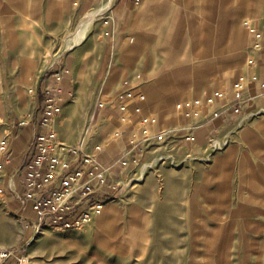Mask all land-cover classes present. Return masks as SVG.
Returning <instances> with one entry per match:
<instances>
[{"label":"rangeland","instance_id":"1","mask_svg":"<svg viewBox=\"0 0 264 264\" xmlns=\"http://www.w3.org/2000/svg\"><path fill=\"white\" fill-rule=\"evenodd\" d=\"M75 2L0 0V138L12 123L34 115L42 104L38 88L55 90L60 82L54 76L68 69L70 96L62 105L60 140L90 155L115 151L123 143L133 115L124 122L106 105L121 81L140 73L119 74L113 27L103 25L111 20L110 10L97 15L88 36L75 43L86 15L102 6L81 10ZM165 53L159 52V66L166 65ZM231 54L220 62L209 60L216 64L210 71L199 69L189 87L193 90L170 88L160 104L140 105L141 115L157 119L152 133L166 132L165 138L150 142L136 166L123 167L121 157L102 161L98 156L103 167L113 170L105 190L115 193L109 201L98 196L103 211L89 224L68 229L45 224L36 231L32 203L25 211L15 209L9 196L0 193V247L24 248L27 264H264V212H251L252 204L237 201L224 173L209 171L214 155L201 160L208 158L209 148L203 154L180 146L172 132L175 122L183 123L188 100L241 72L248 52ZM170 60L172 67L187 61ZM143 173L145 181L138 185L135 180Z\"/></svg>","mask_w":264,"mask_h":264},{"label":"crops","instance_id":"2","mask_svg":"<svg viewBox=\"0 0 264 264\" xmlns=\"http://www.w3.org/2000/svg\"><path fill=\"white\" fill-rule=\"evenodd\" d=\"M76 1L79 3L75 8L81 10L88 7L93 9L95 5L97 7L102 5L98 8L101 9L109 2V0ZM98 1H101L99 5ZM107 11L109 13L106 15L111 20L108 25L104 22L103 25L113 27L112 38L119 57V74L122 76L132 72L140 73L135 78L121 81L114 92V98L121 89L138 85V90L145 95V100L139 105L160 104L165 90L184 87L189 89L194 86L199 69L209 71L214 69L216 64L210 63L211 59L220 62V59L230 57L233 50H240L242 56L248 52L249 58L256 59L254 68H250L247 62L243 64L238 75L231 74L232 76L229 75L228 78L225 77L222 81L214 83L211 87L212 91H205L202 95H196L188 100L187 102L201 99L204 103L203 108L196 115L183 116L182 124L178 125L175 122L172 132L176 135L174 139H177L180 146L186 148L190 146V149L203 154L207 152L209 142L215 136L232 137L229 147L214 155L209 171L217 170L219 173H224L226 184L235 188L237 201L252 204L251 212L260 216L264 212V100L255 99L243 104L242 113L237 114L231 107L234 97L230 89L242 74L250 75L255 72L264 79V0L262 5L259 0H114ZM249 20L262 31L259 49H253L251 46V33L246 25ZM182 27L184 32L181 30ZM130 48L131 50L127 51ZM162 49L167 51L165 66L158 64L159 52ZM172 57L179 61L184 59L187 61L172 67L169 64ZM201 61L208 62L199 65L198 62ZM142 75L147 78L146 82L142 79ZM61 86L63 89L57 100L63 105L70 96L67 76ZM38 90L42 102L51 96L48 92L55 91L51 87L46 90L38 88ZM222 90L226 92L224 95H215ZM208 95H214L212 103H207ZM219 110L222 113L215 115ZM39 112L40 106L26 124L19 122V125L11 127L8 132L11 162L4 171L3 194L9 196L8 199L15 209L24 211L31 202L26 207H22L10 191L8 182L11 179V185L20 194L25 192L26 186L22 175H16V171L24 162L37 131ZM250 112L260 114L254 118L252 116V119L247 116ZM134 116L139 118V115L134 113L133 123L137 122ZM133 123L127 128L129 132L124 135L123 143H118L121 145L115 151L109 150L94 155L97 158L99 156L102 161H116L119 157L127 158L135 166L138 165L140 157L143 158L147 152V145L133 146L131 142ZM189 134L196 137L195 142L191 144L185 142L184 138ZM71 159L73 166H79L80 156L71 155ZM105 188L106 186L100 190L98 187L96 193L89 199L81 201L76 207V212H81L87 206V202L99 200L100 194L108 196L115 193L113 189L105 190ZM32 219V221L36 220L34 217Z\"/></svg>","mask_w":264,"mask_h":264},{"label":"built area","instance_id":"3","mask_svg":"<svg viewBox=\"0 0 264 264\" xmlns=\"http://www.w3.org/2000/svg\"><path fill=\"white\" fill-rule=\"evenodd\" d=\"M79 1L75 4L78 5ZM110 20L105 19L104 24ZM251 33V46L253 49L261 47L262 31L251 22L246 23ZM250 68L256 65V59L250 57L248 60ZM70 71L65 69L63 73L56 74L57 85L55 91L48 92L51 96L44 99L37 119V131L33 141L27 150L26 157L21 166L17 169L16 175L21 174L26 186L23 194H20L8 182L10 191L19 200L22 207L32 203L33 210L37 217L33 221V227L39 231L42 225L49 224L57 229H68L72 227H83L89 224L95 216H99L104 204L101 200L91 202L87 209L76 212L78 204L89 199L92 194L110 183L113 170L110 167H103L95 155H90L82 150L69 147L59 138L58 128L61 126L62 105L57 96L62 91L61 83ZM141 76L139 75L138 78ZM233 95L232 108L235 113H242V105L251 100H264V79L257 73L250 75L242 74L232 85ZM224 90L215 93L222 96ZM145 100L143 92L138 90V85L121 89L115 98L106 105L109 113L118 112L124 122H127L135 113L139 115L137 122L133 123L134 129L131 136L132 144L148 145L153 140H163L166 132L152 133L151 126L157 119L147 115H141L140 103ZM214 95L206 97L207 103H212ZM203 101L196 99L184 104L183 116L196 115L203 108ZM105 106V105H104ZM222 113L216 111L215 115ZM259 112L249 113L247 116L254 117ZM130 121V120H129ZM22 122L21 124H26ZM18 123H12L14 128ZM130 128L126 126L125 129ZM140 135V136H138ZM185 142L191 144L196 137L193 134L186 135ZM228 135L212 139L209 144L208 158L201 160L208 162L211 156L225 151L229 147ZM97 149L101 150V147ZM71 155L80 156L79 166H73ZM11 162L10 135L7 132L0 138V193H4V171ZM123 167H130V160L123 158ZM14 178V177H13ZM0 264H27L22 247H0Z\"/></svg>","mask_w":264,"mask_h":264},{"label":"bare ground","instance_id":"4","mask_svg":"<svg viewBox=\"0 0 264 264\" xmlns=\"http://www.w3.org/2000/svg\"><path fill=\"white\" fill-rule=\"evenodd\" d=\"M113 2H114V0H109V2L103 7V8H101V9H97V10H95V11H93V12H90V13H88L87 15H86V17L88 18V19H86V21H84L83 23H81V25H82V28H80L79 30H78V33H77V35H76V37H75V39H74V41H75V43H79V42H81V41H83L85 38H86V36H88L87 35V33H88V30H89V28H90V26L92 25V23H93V21H94V19H96L95 17L97 16V15H100V14H102L103 12H105V11H107L108 9H110V7L112 6V4H113ZM85 18V17H84ZM83 20H85V19H83ZM79 28V27H78ZM77 28V29H78ZM136 182H139V184L138 185H140L141 183H144V181H145V173H143L138 179H136L135 180ZM110 207H111V203H110V205L108 204V208L110 209ZM107 209V208H106ZM103 226L107 229V230H109V225L107 224V219H105L104 218V220H103ZM28 258H26L25 257V260H27Z\"/></svg>","mask_w":264,"mask_h":264},{"label":"trees","instance_id":"5","mask_svg":"<svg viewBox=\"0 0 264 264\" xmlns=\"http://www.w3.org/2000/svg\"><path fill=\"white\" fill-rule=\"evenodd\" d=\"M114 197L112 196V195H108V196H105L104 197V200L105 201H109V200H111V199H113Z\"/></svg>","mask_w":264,"mask_h":264}]
</instances>
